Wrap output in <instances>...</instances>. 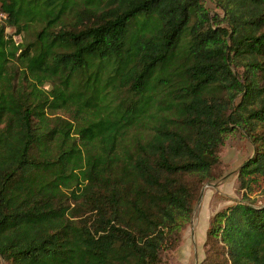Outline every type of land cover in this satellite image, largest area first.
<instances>
[{
	"label": "trees",
	"instance_id": "16d2710c",
	"mask_svg": "<svg viewBox=\"0 0 264 264\" xmlns=\"http://www.w3.org/2000/svg\"><path fill=\"white\" fill-rule=\"evenodd\" d=\"M215 3L0 0L4 261L164 264L239 129L200 264H264V0Z\"/></svg>",
	"mask_w": 264,
	"mask_h": 264
},
{
	"label": "rangeland",
	"instance_id": "374dc122",
	"mask_svg": "<svg viewBox=\"0 0 264 264\" xmlns=\"http://www.w3.org/2000/svg\"><path fill=\"white\" fill-rule=\"evenodd\" d=\"M204 6L212 12V14L224 16L223 11L217 7L215 0H204ZM13 32V29L8 30L9 34H13ZM15 40L21 42L22 38L15 37ZM254 155L255 148L249 140V137H247L243 131L237 129L229 135L222 152L225 176L219 181L210 184H216L218 189L224 194L221 200L216 199L215 202H211L212 211L215 212V207L220 209L221 206L226 205L223 203L232 204L230 199L237 196V184L235 181L238 171L242 165L254 157ZM262 183H264V180ZM207 192V194L212 195L214 190L209 188ZM199 207L197 210L195 207L191 222L185 230L182 245L176 251L167 255L164 264H200L203 261L205 255L204 244L210 223L205 218V213L208 208L206 203L203 204L200 214ZM0 264L8 263L0 257Z\"/></svg>",
	"mask_w": 264,
	"mask_h": 264
},
{
	"label": "crops",
	"instance_id": "0c3cea01",
	"mask_svg": "<svg viewBox=\"0 0 264 264\" xmlns=\"http://www.w3.org/2000/svg\"><path fill=\"white\" fill-rule=\"evenodd\" d=\"M217 187V186H216ZM212 189L214 190V193L212 194V195H209V194H207L208 192H207V190H209V188L208 189H206L205 190V194H204V196H203V199H202V202H201V204H200V207H199V214H200V211H201V209H202V207H203V204L204 203H206V205L208 206V208H207V210H206V213H205V218H206V220H208V222L210 223V219H211V217L217 212V211H219L221 208H223L224 206H226V205H228L227 203H223V204H226V205H224V206H221V208L220 209H218V207H215V212L214 211H212V201H216L214 198H215V194L216 193H220L221 195H223L224 193L221 191V190H219L218 189V187L217 188H213L212 187ZM208 202V203H207ZM202 216V215H201ZM203 217V216H202Z\"/></svg>",
	"mask_w": 264,
	"mask_h": 264
},
{
	"label": "water",
	"instance_id": "95a60500",
	"mask_svg": "<svg viewBox=\"0 0 264 264\" xmlns=\"http://www.w3.org/2000/svg\"><path fill=\"white\" fill-rule=\"evenodd\" d=\"M216 184L215 185H210V184H208V185H206L204 188H203V190H202V192H201V196H200V198H199V201H198V203H197V205H196V210L198 209V207L200 206V204H201V202H202V199H203V196H204V194H205V190L206 189H208V188H216Z\"/></svg>",
	"mask_w": 264,
	"mask_h": 264
},
{
	"label": "built area",
	"instance_id": "2783aa9c",
	"mask_svg": "<svg viewBox=\"0 0 264 264\" xmlns=\"http://www.w3.org/2000/svg\"><path fill=\"white\" fill-rule=\"evenodd\" d=\"M6 20H7V15L4 12L0 11V23L4 24Z\"/></svg>",
	"mask_w": 264,
	"mask_h": 264
}]
</instances>
